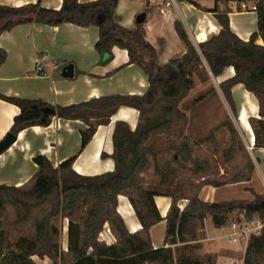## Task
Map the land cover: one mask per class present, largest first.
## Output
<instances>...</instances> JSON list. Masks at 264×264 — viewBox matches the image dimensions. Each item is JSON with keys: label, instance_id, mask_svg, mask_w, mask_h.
<instances>
[{"label": "trees", "instance_id": "obj_1", "mask_svg": "<svg viewBox=\"0 0 264 264\" xmlns=\"http://www.w3.org/2000/svg\"><path fill=\"white\" fill-rule=\"evenodd\" d=\"M248 1H254L257 7L258 30L246 41L232 30L230 9L221 10L218 3ZM216 2L213 9L206 10L215 12L220 31L200 42L199 51L177 21L176 30L187 51L165 64L158 63L157 49L144 37L143 23L127 28L117 21L119 0H63L60 9L44 7L41 0L21 6L0 4V35L32 20L49 25L63 22L84 27L96 25L99 27L96 49L109 56L115 46L127 49L129 64L141 66L149 79L143 95L111 94L67 106L0 94L20 108L8 133L17 136L27 127L48 125L53 116L82 120L87 124L81 130L82 148L120 107L131 106L140 112L134 131L124 122L116 124L114 171L84 176L73 169L77 155L56 167L42 154L34 158L38 169L30 184L22 187L0 184V253L8 249L7 264H37L35 255L48 257L53 264H204L188 256L175 257L172 247L166 244L186 238L198 240L207 217L217 228L234 221L262 223L260 234H253L248 240L243 264H264V193L248 187L254 195L251 200L208 202L199 197L207 184L248 182L255 174L254 160L234 122L227 118L220 125L230 133V145L224 150L214 145L216 130L200 142L185 132L188 109L181 102L194 88L196 74H202L203 80L210 77L204 57L215 77L227 67L234 68V75L222 81L220 88L235 117L237 109L232 96L235 85L243 84L257 98L259 117H251L250 124L255 146L264 147V44L257 42L259 38L264 40V0ZM6 59L7 52L0 47V67ZM162 137L166 138V150L173 152L174 167L162 164L161 153L154 144ZM203 144L211 146V154L201 153ZM149 173L159 177L156 185H145ZM120 195L130 200L140 219L142 228L136 232H130L118 211ZM159 195L171 198L165 217L155 202ZM182 200H188L183 210ZM61 220L68 222L67 251L61 249ZM162 220L167 222L165 245L155 248L150 230ZM106 224L116 238L111 244L101 239Z\"/></svg>", "mask_w": 264, "mask_h": 264}, {"label": "crops", "instance_id": "obj_2", "mask_svg": "<svg viewBox=\"0 0 264 264\" xmlns=\"http://www.w3.org/2000/svg\"><path fill=\"white\" fill-rule=\"evenodd\" d=\"M38 1L0 0V4L21 6ZM41 3L47 8L60 9L63 0H41ZM241 3L219 2L218 6L221 10L225 7L230 9L232 30L241 39L247 41L252 33L258 30V16L256 11L250 10L253 5L250 4L249 9H243ZM216 4V0H208L207 3L202 0H177L175 5L165 8L161 0H119L116 19L124 27L134 28L137 25V17L144 13L142 33L146 40L157 49L158 63L165 64L187 51L185 42L176 30L177 21L182 24L190 41L198 50L200 42L220 31L215 12L206 10L213 9ZM98 38V26L84 27L70 22L49 25L32 20L3 32L0 35V47L6 50L7 59L0 67V94L39 99L61 106L111 94L143 95L149 86V79L143 68L138 64H129L127 49L115 46L111 56L100 53L96 49ZM257 42L264 44L262 38H259ZM203 61L209 74H212L204 57ZM38 62L46 75L35 72ZM147 62H149L148 58ZM234 73V68L230 66L222 75L218 77L213 75L219 85L218 93L224 96L220 83L232 77ZM232 96L237 109V116L233 122L254 160L256 170L252 180L248 182L223 186L205 185L199 197L208 202L231 199L251 200L254 195L248 187L254 188L258 193H264V147L255 146V134L250 124L251 117H259L258 100L243 84L233 87ZM19 113V106L0 97V141L6 137L15 116ZM139 114V110L135 107H120L108 124L98 127L85 148H82L81 130L85 129L87 124L82 120L53 116L48 125L25 128L19 132L13 144L0 153V184L16 187L30 184L38 169L34 158L42 154L46 155L56 167L77 155L73 169L84 176L114 171L116 124L124 122L134 131L139 122ZM187 130L189 132L190 124ZM149 184L147 181L145 185ZM155 202L161 216L165 217L171 205V198L159 195L155 197ZM118 211L125 219L130 232L133 233L142 228L134 206L124 195L119 196ZM205 222L203 235L201 232L199 239L195 240L197 245L189 246L190 241L186 238L166 246L173 248L182 243L187 244L188 250L191 251L187 252V249L183 247V252L177 257L188 256L202 261L192 252L196 246L197 250L203 249L206 254H210L211 257L206 260L210 264H235L236 260L241 261L248 239L238 238L233 241L234 246H229L223 241L225 236L220 231L225 228L230 230V228L215 227L210 217H207ZM166 225V220H162L154 224L150 230L155 248L165 245ZM245 225L253 224L245 222ZM62 234L64 239L61 241V249L67 251L69 248L67 221L64 229L62 228ZM101 239L108 244L116 241L108 224L101 233ZM7 251L8 249L5 248L0 253V264H7L8 259L5 256ZM33 259L37 264H53L48 257L42 259L35 255Z\"/></svg>", "mask_w": 264, "mask_h": 264}, {"label": "rangeland", "instance_id": "obj_3", "mask_svg": "<svg viewBox=\"0 0 264 264\" xmlns=\"http://www.w3.org/2000/svg\"><path fill=\"white\" fill-rule=\"evenodd\" d=\"M204 2H208V0H202ZM249 7L250 4L254 5V1H248ZM226 9V7L224 8ZM204 71V70H203ZM209 78L206 80H203L202 74H196L195 75V86L194 89H192L189 94L182 100L181 105L184 108H187V114H188V124L186 126L185 132L188 134L193 140L196 141H202L206 137L210 135V133L213 130H216V140L214 145L220 149L224 150L229 147L230 145V133L227 128L221 127L220 125L227 119L230 118L232 121H235V115L229 106L226 98L217 92V89L219 88V85L214 78L212 74H209ZM199 85L197 86V84ZM199 103V104H198ZM190 124V130L188 132L187 128ZM220 126V127H219ZM154 144L156 146V149L160 151L161 155V161L163 166L167 167H174V164L172 163L171 159L173 156V152L166 150V138L162 137L160 139H156L154 141ZM201 153H204L206 155L211 154L212 151L211 146L208 144H203ZM210 157V156H209ZM148 183L152 185H156L159 181V177L155 176L153 173L147 174V180ZM149 184V185H150ZM182 205H184L186 202L183 200L180 202ZM66 220H61V227L64 229ZM206 223V222H205ZM202 232V231H201ZM199 233V236L201 234ZM230 232L228 228H225L220 231L225 237L223 241L228 244L229 246H234V242L229 239V236L227 235ZM203 235V232L202 234ZM64 235L62 234L63 241ZM189 246L197 245L194 241L190 240ZM187 244H181L180 246L173 247L174 254L179 256L183 252V247H185L188 251ZM198 248V247H197ZM196 246L192 250L195 257H198L202 259L204 264H207L206 260L207 258L211 257L210 254H206L203 249L197 250ZM213 257V256H212ZM213 259V258H212ZM235 264H243L244 262V256L242 257V260H236Z\"/></svg>", "mask_w": 264, "mask_h": 264}, {"label": "built area", "instance_id": "obj_4", "mask_svg": "<svg viewBox=\"0 0 264 264\" xmlns=\"http://www.w3.org/2000/svg\"><path fill=\"white\" fill-rule=\"evenodd\" d=\"M151 1H157V0H151ZM177 2V0H161V4L165 7V8H169L172 5H175V3ZM241 6L243 9H249V6L247 4V2H242ZM250 10L252 11H256L257 7L256 5H253ZM35 72L37 74L40 75H46V72L43 70L42 65L40 64V62L37 63L36 67H35ZM251 148V147H249ZM185 202L187 203L188 200H185ZM180 208L181 210H183L184 205L180 204ZM228 227L230 228V233H228L229 239L231 241H236L238 238H246L249 240L250 236L253 234H260L261 229L263 227L262 223H254L252 226H246L245 225V221H241V222H232L228 225Z\"/></svg>", "mask_w": 264, "mask_h": 264}, {"label": "water", "instance_id": "obj_5", "mask_svg": "<svg viewBox=\"0 0 264 264\" xmlns=\"http://www.w3.org/2000/svg\"><path fill=\"white\" fill-rule=\"evenodd\" d=\"M145 19V14L142 13L137 17V23H143ZM47 112L53 114L54 112L51 110H48ZM17 139V136L12 134V133H8L6 135V137L0 141V153H2L4 150H6L7 148H9Z\"/></svg>", "mask_w": 264, "mask_h": 264}]
</instances>
